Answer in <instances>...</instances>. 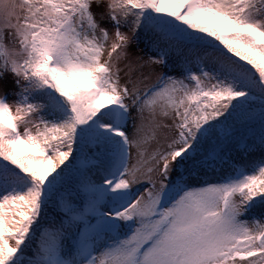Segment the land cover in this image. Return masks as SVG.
Returning a JSON list of instances; mask_svg holds the SVG:
<instances>
[{
  "label": "snow or ice",
  "instance_id": "obj_1",
  "mask_svg": "<svg viewBox=\"0 0 264 264\" xmlns=\"http://www.w3.org/2000/svg\"><path fill=\"white\" fill-rule=\"evenodd\" d=\"M0 264H264V0H0Z\"/></svg>",
  "mask_w": 264,
  "mask_h": 264
},
{
  "label": "rangeland",
  "instance_id": "obj_2",
  "mask_svg": "<svg viewBox=\"0 0 264 264\" xmlns=\"http://www.w3.org/2000/svg\"><path fill=\"white\" fill-rule=\"evenodd\" d=\"M110 43L111 41H109V44ZM140 57H143L144 60L147 59V56L145 55V53L141 49H138L135 47V45H133L132 48L129 49L128 63H131L135 67L136 73L139 74L140 72H143L145 76L150 75L151 79L148 81V83H153L155 81V76L157 73L153 71V68L151 66H145L143 69H141L139 67V64L142 63L143 61L139 59ZM106 58L107 56L105 55V59ZM121 67H124V62H121ZM151 147H154V145H152ZM134 160H135V154L133 153V162ZM208 179H212V177H208Z\"/></svg>",
  "mask_w": 264,
  "mask_h": 264
}]
</instances>
